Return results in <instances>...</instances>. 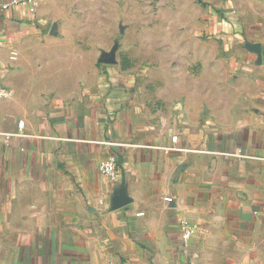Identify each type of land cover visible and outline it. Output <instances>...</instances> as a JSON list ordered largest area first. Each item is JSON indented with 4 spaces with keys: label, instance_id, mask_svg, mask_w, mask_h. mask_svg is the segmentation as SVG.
<instances>
[{
    "label": "crops",
    "instance_id": "crops-1",
    "mask_svg": "<svg viewBox=\"0 0 264 264\" xmlns=\"http://www.w3.org/2000/svg\"><path fill=\"white\" fill-rule=\"evenodd\" d=\"M8 1L0 0V264H264V0L236 4L224 27L240 45L228 73L250 86L220 90L240 98L220 100L203 122L173 102L184 93L169 84L153 110L97 73L29 70L39 11L3 9ZM110 154L122 183L99 172ZM181 221L195 226L187 249Z\"/></svg>",
    "mask_w": 264,
    "mask_h": 264
},
{
    "label": "rangeland",
    "instance_id": "rangeland-1",
    "mask_svg": "<svg viewBox=\"0 0 264 264\" xmlns=\"http://www.w3.org/2000/svg\"><path fill=\"white\" fill-rule=\"evenodd\" d=\"M243 2L36 0L41 22L38 48L30 57L53 59L44 63L37 57L26 68L34 71L49 66L58 74L97 73L106 87H125L132 97L138 93V99H149L153 110L160 109L162 102L156 90L169 84L184 93L170 97L173 102L183 103L186 114L203 122L220 100L229 98L234 103L240 98L222 95L220 90L250 86L239 75L228 73L240 45L226 40L230 32L224 28L237 13L236 4ZM232 19L236 24L239 21L236 16Z\"/></svg>",
    "mask_w": 264,
    "mask_h": 264
},
{
    "label": "built area",
    "instance_id": "built-area-1",
    "mask_svg": "<svg viewBox=\"0 0 264 264\" xmlns=\"http://www.w3.org/2000/svg\"><path fill=\"white\" fill-rule=\"evenodd\" d=\"M35 0H10L6 3H2L1 7L3 9H7L9 7H26L30 8L34 13ZM245 45V44H244ZM11 57H15V53L12 52ZM3 93V91H2ZM18 127H23V122H18ZM7 136V135H6ZM175 139V136L173 137ZM99 172L108 178L112 183L118 184L122 183L119 181V170L117 168V159L115 155L110 154L106 159L100 162L99 164ZM170 200V198L168 199ZM180 230V246L182 249H187L193 239L195 233V226L187 223L185 221H181L179 225Z\"/></svg>",
    "mask_w": 264,
    "mask_h": 264
},
{
    "label": "water",
    "instance_id": "water-1",
    "mask_svg": "<svg viewBox=\"0 0 264 264\" xmlns=\"http://www.w3.org/2000/svg\"><path fill=\"white\" fill-rule=\"evenodd\" d=\"M252 50L254 51V50H255V48H252Z\"/></svg>",
    "mask_w": 264,
    "mask_h": 264
}]
</instances>
